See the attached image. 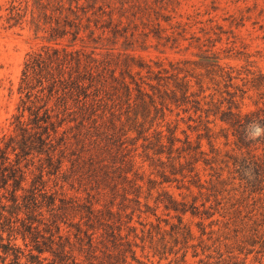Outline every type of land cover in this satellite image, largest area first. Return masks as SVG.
<instances>
[{
	"label": "trees",
	"instance_id": "obj_1",
	"mask_svg": "<svg viewBox=\"0 0 264 264\" xmlns=\"http://www.w3.org/2000/svg\"><path fill=\"white\" fill-rule=\"evenodd\" d=\"M178 16L163 0L12 1L8 27L40 42L0 134V264H264L248 89L216 52L138 53L177 46Z\"/></svg>",
	"mask_w": 264,
	"mask_h": 264
},
{
	"label": "rangeland",
	"instance_id": "obj_2",
	"mask_svg": "<svg viewBox=\"0 0 264 264\" xmlns=\"http://www.w3.org/2000/svg\"><path fill=\"white\" fill-rule=\"evenodd\" d=\"M12 1L0 0V134L7 129V119L14 112L17 101L15 89L25 53L40 42L28 30L26 23L8 27L12 23V20L7 22ZM163 2L175 9L176 15L179 14L178 20L190 26L182 32L179 44L168 45L166 52L159 53L149 48L138 53L145 57L174 60L198 59L196 56L202 55L199 53L201 50H206L203 53L209 56L211 52L218 53L220 64L228 70L226 72L236 76L239 87L248 89L239 102L241 110H260L261 118H264V0ZM203 30L208 31L209 38L204 36ZM248 137L256 138L249 134ZM261 152H264L263 145L258 148V153Z\"/></svg>",
	"mask_w": 264,
	"mask_h": 264
},
{
	"label": "clouds",
	"instance_id": "obj_3",
	"mask_svg": "<svg viewBox=\"0 0 264 264\" xmlns=\"http://www.w3.org/2000/svg\"><path fill=\"white\" fill-rule=\"evenodd\" d=\"M249 128H250V131L248 134L251 137H258V136L264 134V127H262L259 123L249 125Z\"/></svg>",
	"mask_w": 264,
	"mask_h": 264
}]
</instances>
